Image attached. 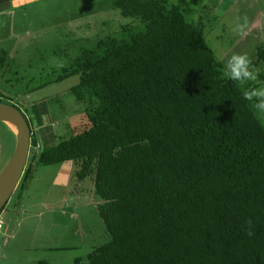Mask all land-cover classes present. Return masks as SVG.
I'll use <instances>...</instances> for the list:
<instances>
[{"label": "trees", "instance_id": "trees-1", "mask_svg": "<svg viewBox=\"0 0 264 264\" xmlns=\"http://www.w3.org/2000/svg\"><path fill=\"white\" fill-rule=\"evenodd\" d=\"M12 1L0 0V13ZM111 7L143 27L97 38L56 79L78 77L70 94L83 118L71 117L69 136L42 123L46 103H8L32 133L14 203L35 168L74 163L78 182L93 176L109 236L75 264H264V118L243 98L264 86V44L251 60L258 80L242 86L223 77L228 56L210 42L221 20L203 11L188 21L167 0ZM6 61L3 52L0 68Z\"/></svg>", "mask_w": 264, "mask_h": 264}, {"label": "rangeland", "instance_id": "rangeland-1", "mask_svg": "<svg viewBox=\"0 0 264 264\" xmlns=\"http://www.w3.org/2000/svg\"><path fill=\"white\" fill-rule=\"evenodd\" d=\"M167 1L180 4L188 21H197L203 11L207 14L204 21L210 17L221 20L224 33L217 27L210 42L225 50L228 59L247 53L254 60V48L264 44V0ZM112 2L13 0L11 10L0 13V56L5 52L12 61L0 68V93L12 99L0 100L15 104L21 111L46 103L49 114L42 123H49L57 140L69 136L75 125L70 124L71 117H75L73 122L83 118L81 104L70 94L78 77L56 79L69 70L81 55L80 49L90 47L97 38L120 35L122 26L132 30L143 27L140 21L121 18L111 7ZM88 9L91 13L87 14ZM14 146L15 137L0 122V171L10 160ZM78 169L74 163L34 169L33 184L26 198L16 205L17 225L13 226L15 220L10 226L4 222L0 230V264H75V259L84 261L94 247L109 240L97 212L93 176L78 182ZM4 231L8 233L2 237Z\"/></svg>", "mask_w": 264, "mask_h": 264}, {"label": "water", "instance_id": "water-1", "mask_svg": "<svg viewBox=\"0 0 264 264\" xmlns=\"http://www.w3.org/2000/svg\"><path fill=\"white\" fill-rule=\"evenodd\" d=\"M0 122L15 128L13 154L0 171V212L16 189L28 159L31 129L27 119L17 108L0 102Z\"/></svg>", "mask_w": 264, "mask_h": 264}, {"label": "clouds", "instance_id": "clouds-1", "mask_svg": "<svg viewBox=\"0 0 264 264\" xmlns=\"http://www.w3.org/2000/svg\"><path fill=\"white\" fill-rule=\"evenodd\" d=\"M222 75L225 79L242 86L248 82H256L258 80L257 71L253 68L251 59L247 53L234 54L227 59L224 63ZM243 98L249 102L251 109L258 117L264 118V86L246 87L243 91ZM12 132L14 133V131Z\"/></svg>", "mask_w": 264, "mask_h": 264}, {"label": "crops", "instance_id": "crops-1", "mask_svg": "<svg viewBox=\"0 0 264 264\" xmlns=\"http://www.w3.org/2000/svg\"><path fill=\"white\" fill-rule=\"evenodd\" d=\"M9 128V127H8ZM10 130V128H9ZM33 184V183H32ZM32 184L29 185V187L25 190V191H20L18 192L17 194V199H15V201H17V203L14 201H10V203L7 205V208L6 210L3 211V213L1 214V218L3 217V221L6 222L8 224V226L12 225L13 221L15 220L14 225H17L16 222H17V216L18 214L16 213V210H15V205L19 203V201L21 200V195L22 197L25 199L26 198V194L28 192V189H30V187L32 186ZM15 218V219H14ZM5 224V223H4ZM2 229V228H1ZM8 232L4 231L2 232V237H5V235L7 234Z\"/></svg>", "mask_w": 264, "mask_h": 264}, {"label": "bare ground", "instance_id": "bare-ground-1", "mask_svg": "<svg viewBox=\"0 0 264 264\" xmlns=\"http://www.w3.org/2000/svg\"><path fill=\"white\" fill-rule=\"evenodd\" d=\"M9 127H11V128H12V130L16 131V130H15V128H14L13 126L9 125Z\"/></svg>", "mask_w": 264, "mask_h": 264}, {"label": "built area", "instance_id": "built-area-1", "mask_svg": "<svg viewBox=\"0 0 264 264\" xmlns=\"http://www.w3.org/2000/svg\"><path fill=\"white\" fill-rule=\"evenodd\" d=\"M0 227H1V222H0Z\"/></svg>", "mask_w": 264, "mask_h": 264}]
</instances>
